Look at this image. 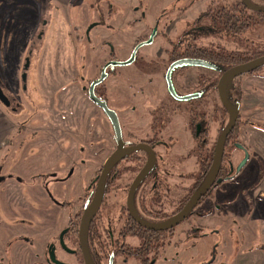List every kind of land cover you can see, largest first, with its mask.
Instances as JSON below:
<instances>
[{
    "label": "rangeland",
    "instance_id": "374dc122",
    "mask_svg": "<svg viewBox=\"0 0 264 264\" xmlns=\"http://www.w3.org/2000/svg\"><path fill=\"white\" fill-rule=\"evenodd\" d=\"M233 1L241 0H140L136 5L139 7L138 11L133 12L130 6L114 0H88L83 7L67 10L50 6L34 8L17 0H0V85L13 99L10 107L0 101V163L4 165L6 173L12 172L13 175L23 178L21 182L12 178L0 183V210L25 205V190H30V185L36 190L38 184L45 183L44 174L53 169L49 167L52 164L73 165L68 172L73 173L79 181L73 191L84 190L88 169L91 179L95 170L116 146L110 120L83 92V81L86 80V83L98 76L101 66L108 59L115 57L122 60L129 57L136 42L149 36L154 27H157L158 35L151 43L139 49L137 59L127 65H117L114 72L105 79V83L101 84L102 90H106L107 99L125 109L120 113L122 119L127 122L124 129L131 126L129 123L138 114L148 112L149 108L142 107L139 103L141 100L138 99L136 101L140 108L138 112L133 113L131 107L134 104H130V98L148 92L150 79L154 80L153 93L156 94L157 91L159 96H166L162 72L168 65L163 48L172 47L173 42L179 41L181 34L190 31L194 24H197L195 34L198 36V43L203 46H221L228 50H240L248 55L263 53L264 15L249 9L251 19L246 23V29L237 35L226 30L214 31L209 28L212 15L219 9L217 6ZM253 1L264 4V0ZM36 11L40 15L29 14ZM154 66L157 69L152 70ZM196 70L202 75L215 74L214 68L205 66L196 67L194 71ZM255 72L261 75L255 77L245 73L230 85L233 87L243 83L244 103L252 110L248 116L261 123L260 116L264 115V66ZM140 88H143L144 92H141ZM213 99L219 100L218 95L210 92L203 100L204 109L209 113ZM183 104L181 103L182 106ZM12 107L18 109L14 110ZM180 120L184 121L183 118ZM262 129L264 130V127ZM246 131L248 138L246 139L243 133L241 140L244 138L243 142L248 147L250 144L255 152L260 153L261 158L251 159L243 170V177L249 175L248 181L232 183V194L229 191L223 195H214L215 203L220 201L225 204L221 196L232 195L233 208H246L247 201L240 198L243 196V190L246 189L247 195L252 194L260 183L259 170L264 169V133L249 127H246ZM177 132L182 133L180 128H177ZM196 154L193 150L191 155L186 156L184 161L188 166H199L198 159L194 161L192 158H196ZM231 154L235 163L243 157L242 150L237 147L232 149ZM60 175L61 173L57 174L58 178ZM190 176V179L171 183L172 186L181 187L169 199L163 197L162 200H155L153 206L166 210L170 216L173 215L172 211L177 207L178 201L193 190L195 178ZM118 189L119 187L114 185L111 187L104 205H113L118 199L124 202L127 193L116 194ZM255 193L258 194L259 189ZM193 211L202 212V215L193 212L189 220L175 226L172 243L162 250L164 255L167 254L171 259L178 240L187 235L183 230L193 227L191 223H196V227L214 226L210 224V212L204 213V202ZM259 217L263 221L264 216H246L244 220L248 223L247 229L233 228V233L240 237L226 249L225 257L219 252L223 264H230L236 258L237 252L242 250L243 242L246 241V246L252 242H260L256 233V220ZM218 218L216 215L215 222ZM233 218H230L229 222H232ZM238 221L243 223L241 218ZM3 222L7 223L5 220ZM218 225L222 226V223L219 221ZM223 229L227 230L226 226H223ZM243 231L251 235L245 241L242 239ZM221 236L214 233L206 237L207 240L203 243L200 241L197 246L194 242L198 243L201 237H185L177 247L180 252V262L177 264H209L214 254L211 251ZM170 240L171 238L168 239L169 242ZM226 242L223 239L220 248L225 249ZM259 246L251 247L245 252L246 255L239 257L240 261L244 264H264V251L252 250ZM169 262L171 263V260Z\"/></svg>",
    "mask_w": 264,
    "mask_h": 264
},
{
    "label": "flooded vegetation",
    "instance_id": "af4514ba",
    "mask_svg": "<svg viewBox=\"0 0 264 264\" xmlns=\"http://www.w3.org/2000/svg\"><path fill=\"white\" fill-rule=\"evenodd\" d=\"M46 22L45 20L44 23ZM196 26L197 24H194L190 31L183 32L185 35L182 36L183 33L181 34L180 37L182 38L186 36L190 37L188 40L184 38L182 42L177 41L178 44L176 41L173 42L172 47L163 48V51L166 53V62L168 66L166 70L162 72V76L165 80L168 97L167 94L166 96H159L157 91H155L156 94H154V80L150 79L148 81V92L139 97L130 98V104H134L131 107L133 113L138 112L140 108L139 103L142 104V107L147 106L146 108H149V110L146 114L141 113L134 117L129 123L131 126H127V129H124V124H127V122H125L120 115L122 110L125 109L110 102L107 99L106 90H102L101 88L105 83V79L114 72L117 66L115 62L120 59L115 57L108 59L101 66L98 76H95L86 83V80H84L82 84L83 92L89 96V87L92 81L99 78L105 68L107 76L95 87V92L107 103L109 108L117 113L122 133V145L125 148L142 145L148 149L150 147L156 153L154 167L137 185L133 195V203L137 213L145 220H163L159 217H155L153 212L167 211L162 208L157 209L156 206H153V203L155 200H162L163 197L169 199L174 196L177 189L181 186H172L171 183L173 184L176 180L177 182H181L183 179H190L189 176L192 175L190 177L193 179L195 178L192 186L193 190L189 192V197L187 199V196H183L178 201L177 207H175L172 213H176L178 209L180 210L186 204L190 196L207 176L213 162L214 150L218 138L229 122V112L227 108L223 106L219 98L218 83L223 73H220V71L216 69L217 67L214 68L215 74L202 75L199 71H194L196 67H201V65H179L172 71L173 86L178 96L190 95L191 97L189 99H180L174 96L169 89L166 75L168 68L173 62L183 58L202 59L196 53H189L187 51L188 47H186V43L191 38L197 36L195 34L197 33L195 32ZM157 35L158 30L154 39ZM149 36L145 37L143 40L137 41L134 47L139 42L148 39ZM150 63L154 62L150 61ZM151 69L155 70L157 67L155 68L154 66ZM255 71L247 72V74L250 73L255 75V77L261 75ZM254 72L257 73V75L254 74ZM244 74L237 76L234 80L239 79V77ZM242 84L243 83L240 82V84H235L233 87L230 85L228 87L227 93L230 101L233 104L240 105L237 123L226 136L221 166L215 183L209 191L203 195L194 208L196 209L204 202V213L210 212V224L214 226L209 227L205 225L204 227H196L194 226L196 223H191L193 227H191L190 230H183L187 233L185 237H201L198 243L196 241V243L194 242L195 246H197L200 241L203 243L204 240H207L206 237L214 233L219 234V236L220 234L222 235L214 250L211 251L212 253L214 252V254L209 264H223L224 262L220 257L222 255H224L222 257H225L227 252L226 249H229L233 241L240 237L233 233V228L238 227L247 229L248 225L244 220L245 215L243 217V223L238 221V217L233 218V210L235 208L231 206L232 195L229 197L221 196L225 204L224 202L221 204L220 201H216L217 203H215L213 200L214 195H223L232 190V183L248 181L249 175L243 177L242 172L251 160V157H258V153L251 148V145L249 144L248 147V145L243 142L244 138L242 141L240 137H243V133H246V127L252 126L262 129V127H264V115L262 117L260 116V120H262L261 123L248 116V113L250 114L252 110H249L247 106H245ZM236 86H239L241 90L239 103L233 101ZM140 90L144 92L143 88H140ZM210 92L215 96L218 95L220 104H218V99H213L211 105L212 109L209 113L204 109L203 100ZM8 98L10 100V105L8 107H10L13 99L9 96ZM138 99L141 100L139 103L136 101ZM93 102L99 106L108 117L104 108L98 105L94 100ZM16 103L19 104V102ZM181 103H184L183 106ZM12 109H18V107H12ZM181 118H183L184 121H181ZM177 128H180V132L182 133H178ZM113 131L115 149H117L119 143L114 128ZM239 145L243 147L241 148ZM144 147L118 159L115 165L110 169L105 182L104 197L96 213L88 222L85 232H83V227L88 214L89 205L94 198L98 178L107 159L95 170L96 176L94 175L91 179H89L88 169L86 184L82 192L78 190L73 191L74 186L79 183L74 174L68 172V169L73 165L68 164L69 167L64 164L50 165L49 167L53 169L44 174L46 179L45 183L38 184L36 190L34 189L35 187L33 188V185L29 186L30 190H28V188L25 190L27 193L24 196L25 205L15 209L9 207L7 210H0V264H134L133 262H138L140 264H177L180 262V252L177 247L185 237L178 240L174 256H172L171 259L167 254L164 255L162 251L166 248L167 244L155 250L152 237L143 241L141 236L135 233L136 226L146 229L147 235H152L153 230L140 224L137 219L132 216L127 206V197L133 181L147 162L149 156L148 151ZM235 147L243 152V157L237 163L231 159L232 149ZM193 150L197 153L196 158L192 156L194 161L198 159L199 166L197 167L188 166L184 161L186 156L193 153ZM246 151L249 152V158L246 164L238 170V165L245 157ZM204 161L209 163V168L203 173L202 166ZM83 162L85 163L84 159ZM1 171H4V165L0 163V172ZM59 172L61 175L58 178L57 174H60ZM258 177L260 182L264 179V169L259 170ZM12 178L17 179V182H21L23 179L17 177L15 174L13 175L12 172L6 173L4 171V173H0V183ZM113 185L119 187L116 194L119 192L121 194L127 193L126 199L124 202L118 199L113 205H104L105 197ZM258 185L259 184L256 185V189ZM243 192V196L241 195L240 198L247 200V204L251 208L250 216H261L259 211L254 210L252 205L254 193L247 195L246 189H244ZM230 193L232 194L231 191ZM193 212L194 211H192L190 215H192ZM196 212L202 215V212L195 211L194 213ZM190 215L181 223L183 224L185 221L189 220ZM216 215H218L219 218L216 219L215 222L214 218ZM229 215L230 217H228ZM230 218H233L231 219L232 222H229ZM251 219L253 218L251 217ZM3 220L7 223L3 222ZM259 220L262 219L259 217L256 220L257 226L259 223L261 224ZM217 221H220L222 226H219ZM223 226H226L227 230L223 229ZM252 226L254 227L253 224ZM205 230H208V232H205ZM165 231L171 234V242L169 243H172L175 233L174 227ZM244 233L245 235H243L242 239L245 241L247 240V237H245L247 234L246 232ZM223 239L227 241L225 249L220 248ZM245 243L246 241L243 242L244 245L242 250L237 252L236 258L230 264H240L237 262V258L246 255L245 252L256 245H260L259 248H253L252 250L264 251L261 249L264 248V242L261 240L260 242H252L247 246ZM209 249L210 247L208 250ZM219 252H222L221 256H219ZM170 260L171 263L169 262Z\"/></svg>",
    "mask_w": 264,
    "mask_h": 264
},
{
    "label": "water",
    "instance_id": "95a60500",
    "mask_svg": "<svg viewBox=\"0 0 264 264\" xmlns=\"http://www.w3.org/2000/svg\"><path fill=\"white\" fill-rule=\"evenodd\" d=\"M241 2L250 10L264 12V4H257L255 2H253L252 0H241ZM92 26H93V24L90 25L89 29L92 28ZM156 33H157V27L153 29V32L150 34L148 39L139 42L134 47L132 54L129 58L124 59V60H118L115 62V64L127 65V64L134 62L136 59L137 52L140 49V47H142L145 44L151 43L153 41ZM188 64L189 65H201V66H205V67H209V68H216L217 67L216 64H214L213 62H210V61H207L204 59L183 58V59H179V60L173 62L170 65V67L168 68L166 77H167V80L169 83V89H170L171 93L180 99H189L191 96L190 95H186V96H178L177 95V92L175 91V88H174L173 82H172V71L175 67H177L179 65H188ZM26 65H28V63ZM262 66H264V54H261L255 58H252L248 61L239 63V64L231 67L229 70L224 72L222 74V76L220 77V80L218 83L219 98H220L223 106L225 108H227L229 115H230V118H229V122L227 123V126L224 128V130L222 131V133L220 134V136L218 138V141H217V144H216V147L214 150L213 162L210 166L208 174L205 177V179L203 180V182L200 184V186L193 192V194L190 196V198L188 199L186 204L180 210H178L176 213H174L170 217L163 219V220H159V221H149V220H145L142 217H140L139 214L137 213V210H136L135 205L133 203V195H134L135 189H136L137 185L143 180V178L154 167V163L156 160V153L150 147L148 149L142 145H138L135 147H129V148H127V147L125 148L122 145V133H121V128L119 125L117 113L114 110H112L111 108H109L107 106V103L104 100H102L95 92V87L98 84H100L107 76V73H106L105 68H104L102 75L99 78L92 81V83L89 87V96L98 105H101L104 108V110L106 111V113H107V115H108V117H109V119L113 125V128L115 130V134H116V138L118 140L119 146L107 158L106 163L103 167V170H102V172L98 178L96 191L94 194V198H93L91 204L89 205V210H88L87 217L85 219L83 232H85L88 222L93 217V215L96 213L97 209L99 208V206L102 202V199L104 197L105 182H106V179H107V176H108L110 169L115 165V163L118 159L123 158L127 154H130L131 152H134L135 150H138L142 147H144L148 151L149 156H148L147 162L145 163V165L143 166V168L140 170L137 177L133 181V184H132L130 191L128 193L127 206H128L130 213L132 214L133 217H135V219H137V221L140 224L144 225L145 227H147L149 229H153V230H168V229H171V228L177 226L183 220H185L190 215V213L194 210L198 201L203 197V195H205L209 191V189L215 183L219 169H220V166H221L226 136L235 127V125L237 123L240 105L239 104H233L230 101L228 93H227L228 87L231 84V82L237 76H240V75L247 73V72L255 71ZM24 77H25V74H24ZM0 101L3 104H5L6 106L10 105V100H9L8 96L6 95V93L4 92L1 85H0ZM239 146L241 148L243 147L242 145H239ZM248 158H249V152L246 151L245 157L243 158V160L238 165V168H237L238 170L241 169L246 164Z\"/></svg>",
    "mask_w": 264,
    "mask_h": 264
},
{
    "label": "trees",
    "instance_id": "16d2710c",
    "mask_svg": "<svg viewBox=\"0 0 264 264\" xmlns=\"http://www.w3.org/2000/svg\"><path fill=\"white\" fill-rule=\"evenodd\" d=\"M263 4V3H262ZM219 9L216 13L212 15V24L209 25V28L216 31H228L230 33H234L233 35H237V33H241L246 29V23L250 21L251 16L250 12H248V8L243 5V3L233 1L229 4H222L221 6H217ZM255 13L264 15V12L259 11H253ZM188 32V31H187ZM204 33V32H201ZM188 38L190 37H184ZM184 38H180L179 42H182ZM186 47H188L187 51L189 53H196L198 54L202 59L213 62L217 66V70L220 71V73H224L227 70H229L231 67L245 62L247 60H250L252 58H255L263 53H257L253 55H248V53H242L240 50H228L223 47H216L214 46H203L198 43V36L195 38H191L187 43ZM255 49V48H253ZM252 53V51L250 52ZM232 87V85H230ZM236 92L233 97V101L235 103H239V98L241 95V90L239 86H236L235 88ZM207 161V160H206ZM209 168L208 162H203L202 171L203 173L207 171ZM189 197L187 195L186 199ZM179 210V209H178ZM154 216L159 217L161 219H165L169 217L170 213L162 212V211H154ZM135 233L137 235H140L143 241L145 239H148L152 237L153 240V246L155 250H158L159 248L165 246V244H168L170 239V234L168 231L165 230H152V235H147V230L136 226Z\"/></svg>",
    "mask_w": 264,
    "mask_h": 264
},
{
    "label": "crops",
    "instance_id": "0c3cea01",
    "mask_svg": "<svg viewBox=\"0 0 264 264\" xmlns=\"http://www.w3.org/2000/svg\"><path fill=\"white\" fill-rule=\"evenodd\" d=\"M17 1L23 2V5L34 6V8H38L37 6H39V7H41V6H50L51 8H63L65 10H67L68 8H73V7H83L85 2H87L88 0H32L33 2H31V0H17ZM114 1L117 2V3L126 4V5L130 6L129 8H132L133 12H136L139 9V7L136 6V5L139 4L140 0H114ZM32 13L35 16L36 15H40V13H38V11L30 12L29 14L31 15ZM50 13H52L51 9H50ZM251 124H252V122H251ZM249 128L254 129V130L258 131V132L264 133V130H262L260 128H252V126H249ZM244 136H245L246 139L248 138L247 133H245ZM256 153H258V152H256ZM258 157H260V153H258ZM258 157H251V159L257 160ZM262 158L264 159L263 156H262ZM258 189H259V193L258 194H256L254 192L252 205H253L254 210L259 211L261 216H264V179H262V181L259 183L258 188L256 190H258ZM232 205H234V202L232 203ZM234 210H233V216L236 217V218L237 217L241 218V220L244 219L243 218L244 215H245V218H246V216L250 215V212H251L250 211L251 208L247 204V202H246V208H239L237 206V208H235ZM244 210H245V212H243ZM259 221L261 222V224L259 223V225L257 226L256 233L258 235V239H260L261 241L264 242V218H263V221L262 220H259ZM244 232H246V231L242 232L243 235H245ZM246 234H247V236H245V237H247V238L251 236L250 233L246 232ZM237 262H239L240 264H244L242 261H240V258H237Z\"/></svg>",
    "mask_w": 264,
    "mask_h": 264
},
{
    "label": "built area",
    "instance_id": "2783aa9c",
    "mask_svg": "<svg viewBox=\"0 0 264 264\" xmlns=\"http://www.w3.org/2000/svg\"><path fill=\"white\" fill-rule=\"evenodd\" d=\"M2 147V143L0 142V148Z\"/></svg>",
    "mask_w": 264,
    "mask_h": 264
}]
</instances>
